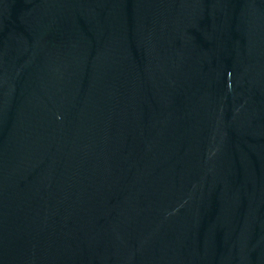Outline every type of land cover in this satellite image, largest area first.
Segmentation results:
<instances>
[{
  "label": "water",
  "instance_id": "obj_1",
  "mask_svg": "<svg viewBox=\"0 0 264 264\" xmlns=\"http://www.w3.org/2000/svg\"><path fill=\"white\" fill-rule=\"evenodd\" d=\"M0 264H264V0H0Z\"/></svg>",
  "mask_w": 264,
  "mask_h": 264
}]
</instances>
